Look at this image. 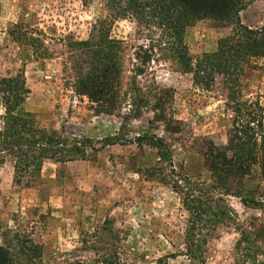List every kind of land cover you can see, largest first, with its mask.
<instances>
[{
	"label": "rangeland",
	"instance_id": "1",
	"mask_svg": "<svg viewBox=\"0 0 264 264\" xmlns=\"http://www.w3.org/2000/svg\"><path fill=\"white\" fill-rule=\"evenodd\" d=\"M241 4L244 7L237 12L241 24L253 28L264 23V0H241ZM105 14L102 0H0V77L22 72L29 90L24 108L39 127L61 129L69 139H87L100 149H87L86 160L67 164L53 165L45 159L49 164L43 166L42 175H24L18 184L13 181L12 162L7 159L0 165V247L16 259L26 256L30 264H64L71 256L89 259L93 247L115 254L117 264H234L233 245L239 230L264 227V208L224 196L233 222L210 233L202 263L190 259L182 244L186 212L177 195L157 180L136 173L156 159L153 150L144 147V152H138L133 143L102 148L101 140L108 135L117 133L129 139L143 131L151 113L129 121L128 130L122 132L120 119L94 115L86 98L70 88L71 67L87 54L56 56L62 49L59 40L86 39L94 22ZM12 25L33 36L32 43L41 50L33 45L36 53L32 54L25 37L14 42L8 34L15 30ZM109 25L111 37L132 40L134 26L129 19H116ZM233 29L232 23L200 18L184 29L182 39L193 59L213 52L217 40ZM241 70L237 96L264 104L263 58H251ZM150 77L170 89L171 114L180 127L167 136L161 126L151 131L171 142L175 170L208 183L200 145L203 138L216 146L226 142L232 113L225 108L224 97L217 85L207 88L197 84L190 73L165 66L153 68ZM2 114L0 104V125ZM242 182L245 189L254 191L255 199L264 198V180L251 173Z\"/></svg>",
	"mask_w": 264,
	"mask_h": 264
},
{
	"label": "trees",
	"instance_id": "2",
	"mask_svg": "<svg viewBox=\"0 0 264 264\" xmlns=\"http://www.w3.org/2000/svg\"><path fill=\"white\" fill-rule=\"evenodd\" d=\"M106 14L92 26L86 39L59 40L62 49L56 56L78 53L72 65L69 86L75 95L86 98L94 115L120 119L119 129L150 112L147 128L122 139L115 133L104 137L102 148L111 144H131L138 152L152 149L156 157L152 164L137 168L136 173L147 180H157L174 192L186 212L182 231L184 254L202 263L203 246L210 233L219 225L233 222V212L224 196H235L240 203L264 208V198L255 199L254 191L245 189L243 179L254 173L264 180V104L252 103L237 96L241 66L251 58L264 60V23L248 27L239 22L237 12L243 9L241 0H102ZM129 19L134 26L132 40L109 35L110 23ZM209 18L232 23L234 29L219 38L213 52L195 58L183 43L184 29L193 21ZM9 35L14 42L33 36L18 31L12 25ZM37 51L38 45H34ZM190 73L197 84L217 85L224 97L225 108L231 113V126L226 142L216 146L211 139L201 140L202 164L208 171V183L191 178L173 168L167 133L179 132V122L170 109L171 91L157 85L150 74L155 67ZM219 77V84L216 78ZM29 93L21 71L0 77V104L3 109L0 125V165L12 163L13 181L39 176L43 160L65 163L86 160V151H99L89 140H76L62 135L61 129L39 127L34 115L24 108ZM239 95V94H238ZM162 127L165 136L151 131ZM121 134V133H120ZM28 183L24 187H28ZM31 244V243H30ZM35 248V245H32ZM92 248V257H70L64 264H117L115 254H104ZM234 264H264V227L258 231L239 230L233 245ZM31 259L20 255L16 259L0 247V264H30Z\"/></svg>",
	"mask_w": 264,
	"mask_h": 264
},
{
	"label": "crops",
	"instance_id": "3",
	"mask_svg": "<svg viewBox=\"0 0 264 264\" xmlns=\"http://www.w3.org/2000/svg\"><path fill=\"white\" fill-rule=\"evenodd\" d=\"M70 162H74V161H70ZM67 163H69V162H65V164H67ZM45 164L48 165L49 163H48V162L45 163L44 161L42 162V164H41V168H40V173L43 172V170H44L43 166H44ZM52 164L54 165V164H57V163H54V162H53ZM63 164H64V163H63ZM41 175H42V173H41ZM47 177L49 178V175H47ZM21 192H23V191H21Z\"/></svg>",
	"mask_w": 264,
	"mask_h": 264
}]
</instances>
